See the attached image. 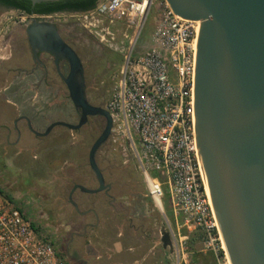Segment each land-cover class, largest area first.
<instances>
[{
  "label": "rangeland",
  "instance_id": "374dc122",
  "mask_svg": "<svg viewBox=\"0 0 264 264\" xmlns=\"http://www.w3.org/2000/svg\"><path fill=\"white\" fill-rule=\"evenodd\" d=\"M159 16L158 4L154 5L146 19L145 27L136 43L135 54L150 46V39ZM27 17L16 11L0 13V38L17 34ZM58 24L69 23L64 37L69 38L86 66L88 99L94 106L105 108L111 97L115 82L124 65L135 29L117 27L114 40L101 42L89 33L77 18L69 15L55 16ZM2 60L0 59V65ZM3 76L0 74V79ZM0 82V190L2 195L20 208L39 231L55 243L70 264H176L172 255L165 256L161 243V229L186 233L184 218L175 215L169 196L165 191L164 212L156 208L148 197L147 187L132 153L122 144L108 141L97 154V162L104 171L107 182L113 184L109 200L103 194L87 196L77 191L74 201L80 211L92 207L97 210L100 225L81 234L86 223H95L91 216L80 217L69 203L74 185L89 189L98 187L94 173L89 167L91 147L105 128V121H90L74 132L64 127L55 128L45 138L38 139L24 126L17 145L12 132L13 120L19 115L33 120L38 132H45L55 121L77 124L72 102L67 95L23 93L4 91ZM148 231L154 234L148 243ZM194 247H198L197 245ZM77 251V252H75Z\"/></svg>",
  "mask_w": 264,
  "mask_h": 264
},
{
  "label": "water",
  "instance_id": "95a60500",
  "mask_svg": "<svg viewBox=\"0 0 264 264\" xmlns=\"http://www.w3.org/2000/svg\"><path fill=\"white\" fill-rule=\"evenodd\" d=\"M33 4L63 0H30ZM174 14L200 21L194 64L193 109L195 144L201 176L230 264H264V0H166ZM31 45L67 60L64 78L69 97L80 112L79 122H56L55 128L77 132L90 118H102L105 128L89 153V167L98 188L74 185L75 192L108 193L97 153L111 136L109 112L87 97L81 58L51 21L32 19L27 30ZM32 129V128H31ZM164 250L174 253L171 232L161 229Z\"/></svg>",
  "mask_w": 264,
  "mask_h": 264
},
{
  "label": "built area",
  "instance_id": "2783aa9c",
  "mask_svg": "<svg viewBox=\"0 0 264 264\" xmlns=\"http://www.w3.org/2000/svg\"><path fill=\"white\" fill-rule=\"evenodd\" d=\"M159 16L150 46L135 54L151 8ZM101 40H114V29H135L105 109L113 128L109 141L132 153L148 197L164 212L165 191L175 215L199 233L201 252L215 264H230L201 176L195 144L193 84L200 21L176 16L166 0H101L82 13H68ZM54 17H51L53 20ZM176 264L193 259L188 237L171 232ZM0 264H70L55 243L0 192Z\"/></svg>",
  "mask_w": 264,
  "mask_h": 264
},
{
  "label": "flooded vegetation",
  "instance_id": "af4514ba",
  "mask_svg": "<svg viewBox=\"0 0 264 264\" xmlns=\"http://www.w3.org/2000/svg\"><path fill=\"white\" fill-rule=\"evenodd\" d=\"M42 3H49V2H42ZM51 3H53V2H51ZM37 4H32V6H31V8L33 9L32 14L21 12L15 8L5 7V6L0 4V13L4 12V11H16V12H19V13H21L27 17V21L20 28L16 29L17 34H19L21 36L19 39L16 40L15 38L12 37L13 35H11V34L7 35L6 37L0 38V59L2 60V64L0 65V74L3 76L0 79V82L3 83V85H4L3 86L4 91H7V92H9L10 90H16L17 89L18 91L23 92V93H34V94H38V95L39 94H53V95H58L59 97H62L63 94H66L67 99H69L71 101V99L69 97V90H68L67 85L64 81V78H66L70 73L71 67H70L69 62L67 60L57 61L56 57L54 55H52L51 53L41 51L38 47L34 48L31 45L28 34H27V30L32 26V19H36L38 21H51V22L55 23L51 19V17L68 14L69 12H59V13H54V14H50V15L35 14L34 9H35ZM51 7H53V6L52 5L46 6V8H51ZM55 24L57 25V29H58L60 35L62 36L63 40L65 41V43L68 46H70L78 54V56L81 58L78 51L75 49L73 44L70 42V39L65 38L63 35L64 29L69 27L70 24L69 23H63V24L55 23ZM0 26H2V23H0ZM81 60H82V58H81ZM82 62H83L84 69H85L86 88H87L86 92H87L88 91V85H87L86 66H85L83 60H82ZM87 97H88V95H87ZM72 111L77 116L78 122H79L80 112L75 109L73 103H72ZM99 120H101V118H98V117L90 118L88 124L90 123V121H99ZM56 122H60V121H55L53 123H56ZM61 122H63V121H61ZM21 123L24 124V126H26L27 130L32 135L37 137L38 139L45 138V137L37 136L35 134V132L39 133V134H42V133L38 132L34 129L33 120H31L28 116L19 115L13 120V129L10 132H8V135H10L12 132H14L16 135V141H15V143H13L14 145H17L19 143V141L21 140L22 134H23V129H21L19 127ZM53 123H51V124H53ZM99 168H100V166H99ZM100 170L104 176L106 185L107 184L111 185V189L108 191V193L102 192L99 194H103L104 197H106L109 200V205L111 206L112 205L111 202L115 201V198L112 197L110 194V192L112 191V188H113V184L107 182L104 171L101 168H100ZM97 183H98V181H97ZM75 194H76V192L74 193V195ZM99 194H95V195L84 194V195L97 196ZM74 195H73V200H74ZM78 207H79V205H78ZM79 210H80V207H79ZM83 212H88V213L84 216H82L78 213L77 214L82 218L92 215L95 218V223L94 224L86 223L83 226V230H82L81 234H76V233L72 234V236L70 238L71 243L74 242L76 237L79 239H83V238L87 237L88 230L95 229L100 225V218H99V214H98L96 209L90 207ZM146 236L147 237H145V239L147 240V242L152 243L153 238H154L153 232L148 231ZM163 251L165 253V256L171 255L169 250L163 249ZM75 252H77V251H75Z\"/></svg>",
  "mask_w": 264,
  "mask_h": 264
},
{
  "label": "trees",
  "instance_id": "16d2710c",
  "mask_svg": "<svg viewBox=\"0 0 264 264\" xmlns=\"http://www.w3.org/2000/svg\"><path fill=\"white\" fill-rule=\"evenodd\" d=\"M99 1L101 0H63L53 3H38L34 12L35 14L41 15H50L59 12L82 13L94 9ZM0 4L28 14H32L33 12V9L31 8L33 3L30 0H0ZM50 5L53 7L46 8V6ZM0 192L2 193L1 190ZM187 228L188 230L186 233L184 232L181 235L188 237V247L193 254V259L200 264H215L214 258L211 254H204L201 252V237L199 233L191 230L189 227ZM196 245L198 247H194Z\"/></svg>",
  "mask_w": 264,
  "mask_h": 264
}]
</instances>
